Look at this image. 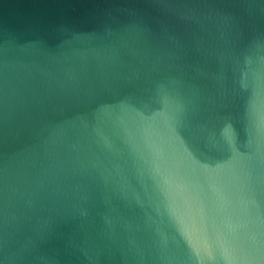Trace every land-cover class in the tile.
I'll return each instance as SVG.
<instances>
[{
    "label": "water",
    "instance_id": "95a60500",
    "mask_svg": "<svg viewBox=\"0 0 264 264\" xmlns=\"http://www.w3.org/2000/svg\"><path fill=\"white\" fill-rule=\"evenodd\" d=\"M0 264H264V0H0Z\"/></svg>",
    "mask_w": 264,
    "mask_h": 264
}]
</instances>
